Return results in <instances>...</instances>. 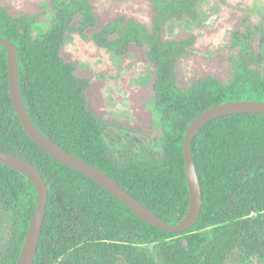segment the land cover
<instances>
[{"label": "trees", "instance_id": "16d2710c", "mask_svg": "<svg viewBox=\"0 0 264 264\" xmlns=\"http://www.w3.org/2000/svg\"><path fill=\"white\" fill-rule=\"evenodd\" d=\"M200 0H153L151 28L116 19L94 30L93 0H51L53 19L32 35L35 19L9 15L0 7V38L15 44L19 84L34 125L68 153L102 170L164 222L175 225L187 213L185 131L206 109L234 101H264L262 58L264 16L234 31L237 49L227 84L213 76L188 88L178 86L175 66L188 40H165L171 20L195 18ZM92 31L91 33H89ZM78 34L115 55L129 46L145 49L155 71L152 91L160 137L152 143L107 125L87 108L88 81L75 77L61 58L67 34ZM134 138L132 147L127 142ZM0 151L23 158L40 171L48 187L46 214L33 264H224L230 255L249 264L264 259V114L217 118L194 136L191 155L202 192L196 225L168 233L138 218L126 205L81 173L39 149L16 116L8 86L7 53L0 47ZM37 205L32 182L0 164V264H16Z\"/></svg>", "mask_w": 264, "mask_h": 264}, {"label": "rangeland", "instance_id": "374dc122", "mask_svg": "<svg viewBox=\"0 0 264 264\" xmlns=\"http://www.w3.org/2000/svg\"><path fill=\"white\" fill-rule=\"evenodd\" d=\"M152 2L93 0V11L99 20L94 30L116 19L131 20L150 29L154 17ZM0 7L13 17L34 18V37L47 31L52 23L51 0H0ZM263 16L264 0H200L195 18L169 21L163 32L165 40L192 41L175 66L178 86L188 88L193 81L207 76L227 84L238 54L231 44L234 31H241L243 25L258 24ZM252 44L261 54L260 71L264 74V45L259 47L257 38H253ZM61 58L73 65L75 77L88 81L87 108L107 125L113 142H120L113 127L131 131L138 140L154 143L159 139L160 117L152 91L155 71L146 59L144 48L131 45L125 54L115 55L91 40L70 33L65 37ZM132 137L128 147H132ZM9 227V223L0 224V241L8 235ZM224 264L242 262L232 254ZM249 264H264V259L254 257Z\"/></svg>", "mask_w": 264, "mask_h": 264}, {"label": "water", "instance_id": "95a60500", "mask_svg": "<svg viewBox=\"0 0 264 264\" xmlns=\"http://www.w3.org/2000/svg\"><path fill=\"white\" fill-rule=\"evenodd\" d=\"M0 47L7 53L8 86L14 112L21 126L35 145L59 163L86 176L109 194L126 205L145 223L168 233H182L193 228L202 211V192L191 155V143L196 133L207 123L235 114H264V101H234L212 106L191 121L185 131L183 153L184 168L189 193V205L185 216L175 225L161 220L154 212L135 200L115 180L102 170L68 153L34 125L29 117L19 84L18 52L15 44L0 38ZM0 164L27 177L35 187L37 205L16 264H33L38 251L46 214L48 187L40 171L33 164L18 156L0 151Z\"/></svg>", "mask_w": 264, "mask_h": 264}]
</instances>
